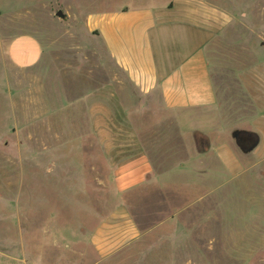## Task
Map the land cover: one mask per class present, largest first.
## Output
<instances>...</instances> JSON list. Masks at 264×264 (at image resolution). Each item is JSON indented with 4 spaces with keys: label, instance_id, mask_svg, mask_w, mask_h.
Returning <instances> with one entry per match:
<instances>
[{
    "label": "crops",
    "instance_id": "obj_1",
    "mask_svg": "<svg viewBox=\"0 0 264 264\" xmlns=\"http://www.w3.org/2000/svg\"><path fill=\"white\" fill-rule=\"evenodd\" d=\"M245 1V7H238L236 0H134L124 9L105 10L83 22L88 39H99L112 66L103 90H96L99 84L92 67L85 82L88 92L77 98L70 118L61 116L56 95L55 101L50 99V112L25 110L36 115L25 119L63 121L78 119V105L86 106V120L92 126L83 134L92 143L82 148L89 154L92 175L83 185L93 196L82 208L98 221L91 230L69 231L79 235L72 248L79 250L83 247L76 245L85 244L92 250L90 264L104 263L141 241L142 234L163 225L164 218L168 222L176 209L183 212L192 195L205 199L208 190L217 191L225 178L237 179L264 160V0ZM51 37L19 35L8 40L7 79L11 86H20L17 98L22 84L31 86L32 77L39 75L47 82L51 79L47 71L56 70V78L63 69L62 50L48 44ZM222 43L231 48L224 49ZM212 50L220 58L218 78L210 66ZM218 79L228 89L235 87L236 95L227 94L233 96L230 106L228 100L220 101ZM30 90L15 103L17 111L18 104L31 97ZM128 99L138 116V131L128 125V111L121 106ZM236 100L241 105L236 106ZM143 118L153 125L144 127ZM187 123L192 129H184ZM243 136L257 140L248 153L238 146ZM54 148L40 146L44 151ZM55 166L45 163L40 170L49 176ZM42 209L41 204L36 213ZM45 218L38 223L40 236L36 233L35 241L55 237L52 244L58 247L68 236L64 232L70 218L53 212ZM38 246L49 251V244ZM77 254L79 260L87 259V253ZM24 256L27 264H45L44 254L38 259ZM50 262L61 264L56 257Z\"/></svg>",
    "mask_w": 264,
    "mask_h": 264
},
{
    "label": "rangeland",
    "instance_id": "obj_2",
    "mask_svg": "<svg viewBox=\"0 0 264 264\" xmlns=\"http://www.w3.org/2000/svg\"><path fill=\"white\" fill-rule=\"evenodd\" d=\"M236 1L238 7L247 5L245 0ZM132 2L134 0H0V264H27L24 253L37 259L46 255L45 264L51 263L50 257H56L61 264H90L93 260L94 254L87 245H76L83 247L79 250L72 248L71 244L79 235L76 230L72 234L69 231L72 227L91 230L98 221L96 216L88 215V208L86 211L82 208L93 196L85 193L83 185L92 175L89 154L82 148L92 143L83 134L92 126L86 120V106L78 105L75 115L78 119L63 121L25 119L36 116L27 115L25 110L50 112L53 107L50 99L54 100L56 95L60 102L55 105L61 116L70 118L73 106L88 92L85 82L87 71L92 67L99 84L96 90H103L102 82L112 77V66L99 39H88L83 22L108 9H124ZM58 11L64 15L63 19L55 16ZM40 34L51 35L48 44L62 50L63 69L60 67L56 78H53L56 70L47 71L51 78L47 82L45 78L41 81L39 75L32 77L31 86L22 84V94L17 98L20 86H11L7 79L8 40L19 35L36 38ZM222 46L231 48L227 43ZM216 54L215 50L210 51L209 59L218 78L220 58ZM218 81L216 91L220 101L228 100L229 106L232 105L233 96L227 94L236 95L235 87L228 89L225 81ZM29 89L31 97L24 98L17 111L15 103H19ZM238 99L241 98L238 96ZM42 100L46 102L44 105ZM72 100L74 102L68 104ZM127 101L121 105L124 112L128 111L127 123L138 131V116L131 110L134 105L130 104L131 99ZM236 101V106L241 105ZM240 108L246 109L245 106ZM140 122L144 127L153 125L146 118ZM183 127L192 129L193 126L187 123ZM55 132L57 136H53ZM93 143L97 144L96 139ZM44 145L57 148L44 151L40 149ZM51 162L56 168L53 174L46 176L45 170L40 169ZM255 164L237 179L225 178L226 182H232L223 181L217 191L208 190L205 199L202 194L192 195L183 212L176 209V215L168 222L164 218L165 223L152 231L150 228L142 234L141 241L98 264H264V160ZM41 204L43 209L36 213ZM50 212L70 218L64 232L68 236L58 247L52 244L55 237L35 241V234L40 236L39 221H44ZM67 237L73 238V242ZM82 237L80 235V240ZM38 244H49V251L39 248ZM77 253H87V259L79 260Z\"/></svg>",
    "mask_w": 264,
    "mask_h": 264
},
{
    "label": "water",
    "instance_id": "obj_3",
    "mask_svg": "<svg viewBox=\"0 0 264 264\" xmlns=\"http://www.w3.org/2000/svg\"><path fill=\"white\" fill-rule=\"evenodd\" d=\"M56 17L58 18H61L63 19L64 18V15L62 14V12L58 11L56 14H55ZM235 140H236V137L234 136ZM238 142V146L240 148V150L244 153H248L250 152L251 150H253L255 148V146L257 145V140L252 138V137H249L248 140L246 142H241L240 140L237 141Z\"/></svg>",
    "mask_w": 264,
    "mask_h": 264
},
{
    "label": "flooded vegetation",
    "instance_id": "obj_4",
    "mask_svg": "<svg viewBox=\"0 0 264 264\" xmlns=\"http://www.w3.org/2000/svg\"><path fill=\"white\" fill-rule=\"evenodd\" d=\"M248 138H249V137H247V136H243V137L239 138V140H240L241 142H246V141L248 140Z\"/></svg>",
    "mask_w": 264,
    "mask_h": 264
},
{
    "label": "trees",
    "instance_id": "obj_5",
    "mask_svg": "<svg viewBox=\"0 0 264 264\" xmlns=\"http://www.w3.org/2000/svg\"><path fill=\"white\" fill-rule=\"evenodd\" d=\"M197 138V137H196Z\"/></svg>",
    "mask_w": 264,
    "mask_h": 264
}]
</instances>
